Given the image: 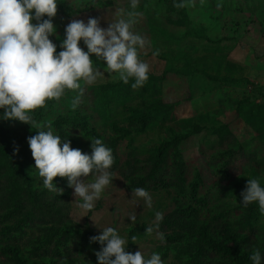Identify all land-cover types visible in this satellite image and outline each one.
Returning a JSON list of instances; mask_svg holds the SVG:
<instances>
[{
	"label": "rangeland",
	"instance_id": "obj_1",
	"mask_svg": "<svg viewBox=\"0 0 264 264\" xmlns=\"http://www.w3.org/2000/svg\"><path fill=\"white\" fill-rule=\"evenodd\" d=\"M85 1L95 7L93 12L75 17L57 13L53 18L56 35L51 40L58 46L64 38L66 25L72 19L87 21L89 17H96L100 19L101 27L106 28L108 22L130 10L129 0ZM179 2L139 0L135 11L140 15L134 25V31L149 41V46L140 51L139 59L149 64V75L163 78L158 81L159 91L152 98L162 99L165 104L172 105V119L160 120L148 126L146 132L137 133L128 127L132 118L128 106H119L104 119L91 109L90 101L85 106L89 113V109L95 112L91 114L90 123L103 136V143L112 149V143L118 142L113 148L116 149L111 169L114 180L95 202L93 209L85 211L78 207L73 189L67 187V178H54L53 183L62 189V193L50 192L42 186V178L35 169V163H32L34 159L27 143V138L36 134L37 127L31 128L14 121V127L21 134L26 147L27 163H30L22 166L29 175L27 180L30 186L40 198L37 196L38 201H31L28 197H21L20 202L25 207L23 214L31 212L33 215L22 231H18L20 225L16 229L17 221L14 220H5L0 231L6 228L16 230L21 234L17 236L18 240L26 236L21 243H27L24 250L28 253L30 264L35 261L37 264H49L55 255L54 242L35 254L30 253L37 236H43L53 225L59 229H78L80 232L88 226L94 235L100 234L98 228L111 226L117 228L129 243L126 251L134 253L140 248L145 255L157 252L164 264H179L175 245L166 240L160 223L159 228L152 233L145 232V229L154 225L157 211L162 212L163 217L170 214L176 208V199L180 200L185 194L178 196L177 191L170 186L155 187L148 184L145 189L151 193L153 205L147 208L143 201L138 204L129 201L133 189L124 178L125 173L133 172L135 176L137 169L140 170L138 175L146 176L149 171L145 173L146 167L152 162L151 154L164 142L185 137L178 144V149L187 164L190 182H193L196 170L203 173L208 186L202 188L200 196H205L207 189L211 191L210 200L213 204L208 209L233 208L240 201V193L245 189L247 178L256 177L252 172L238 177L244 172L247 162L243 158L231 160V180L221 176L224 164L231 157L225 153L236 152L240 144L256 155V160L252 162L255 167L252 169L255 168L257 177L264 183V0H184V11L174 6ZM190 30L199 31L200 36L187 35ZM80 46L87 51L83 41ZM156 49L159 55L153 56ZM90 59L103 75L93 85L81 82L80 89L66 90L51 111L48 112L47 107L35 109L31 115H40L36 120L40 130L51 127L58 135L52 126L58 117L72 116L74 110L79 108L81 112L87 111L82 109L83 92L120 81L116 74L109 73L103 61H97L95 56ZM143 88L146 89V84ZM77 98L78 104L73 107ZM152 98L147 90L145 95L137 96L135 103L144 105L146 99L151 101ZM67 127L66 136L79 143L71 147L91 154V139L82 135L81 130ZM120 135H123L122 139ZM169 154V161L161 175L171 181L174 161L172 152ZM5 166V159L0 156V171L6 178ZM2 187L5 189V184ZM40 189H43V193L39 192ZM5 195L8 196V193ZM15 199L18 200L17 194ZM15 205V202L5 197L0 208L10 212ZM130 213L136 214L135 222L127 219ZM261 225H264V214L261 216ZM159 233L164 234L163 239ZM100 248L97 243L78 244L73 241L69 252H62V259H57L55 264H97L95 252ZM0 264L12 263L0 254Z\"/></svg>",
	"mask_w": 264,
	"mask_h": 264
},
{
	"label": "clouds",
	"instance_id": "obj_2",
	"mask_svg": "<svg viewBox=\"0 0 264 264\" xmlns=\"http://www.w3.org/2000/svg\"><path fill=\"white\" fill-rule=\"evenodd\" d=\"M129 4L130 10L108 22L106 28L101 27L96 17H89L87 21L72 19L58 46L50 39L56 35L52 21L57 15V0H0V109H3L0 120L37 127L36 134L29 136L27 143L42 186L50 192L62 193L53 181L58 176L67 178L75 203L85 211L93 209L105 189L112 185V149L101 139L91 140V154L72 148L70 141L55 134L51 127L40 130L31 114L46 101L59 100L66 90L80 89L81 82L95 84L103 73L90 59L92 56L103 61L109 73L116 74L124 84L131 80L133 89L144 86L150 66L139 59V53L149 46V41L134 31L140 15L135 11L139 0H129ZM174 6L184 7V0ZM81 41L87 51L80 46ZM157 55L158 49L153 51V56ZM77 104L78 98L73 107ZM129 201L133 204L143 201L147 208L153 205L151 193L143 187L133 189ZM253 203L264 214V183L259 177L247 178L245 189L240 193L242 206ZM163 215L157 211L154 225L145 232L158 229ZM127 219L135 222L136 214L130 213ZM98 229L100 234L90 237V243L101 246L95 252L97 264H164L157 252L145 255L140 248L134 253L126 251L129 243L117 228ZM159 235L164 238L163 233ZM249 260L251 264H264V255L259 249H253Z\"/></svg>",
	"mask_w": 264,
	"mask_h": 264
},
{
	"label": "trees",
	"instance_id": "obj_3",
	"mask_svg": "<svg viewBox=\"0 0 264 264\" xmlns=\"http://www.w3.org/2000/svg\"><path fill=\"white\" fill-rule=\"evenodd\" d=\"M77 1L57 0V13L75 17L79 14L93 12V9H95V7L89 6L85 0L76 3ZM182 10L184 11V8ZM187 32V35L191 37L200 36V32L197 30ZM160 80H163V78L149 75V79L145 83L146 89L143 87L133 89L131 87L133 81L131 80L129 84L117 81L93 87L90 91L82 94L81 102L84 104L82 109L87 110L86 112H81V108L73 109L72 116H60L53 122L52 126L58 135L62 139L69 140L71 145L76 144L78 146L79 143L75 139L66 136L67 126L81 130L82 135L86 138L91 140L101 139L102 142H105L98 129L91 125V114L96 112L98 116L100 115L104 119L110 113H114L119 106L126 105L129 107V114L132 116L128 125L129 129L133 128L137 133L146 132L148 126L156 124L160 120L167 121L172 119L173 116L172 110L174 108L172 105L165 104L162 99L152 98L157 94L156 91H159L157 83ZM147 90H149L152 98L151 101L146 99L144 105L136 104L137 96L139 94L145 95ZM89 93H91L90 100ZM57 102V100H48L39 109L43 110L47 107L49 112L57 105ZM87 103L92 105H90L91 109L95 112L91 109H89L91 113L88 112L85 107ZM2 113L3 109H0V114ZM38 117L40 115H32L35 121ZM127 133L131 134L128 131ZM20 135L14 127V121L0 120V156L5 159L7 165L5 166L7 168L6 178L0 171V204L3 203L5 197L16 203L10 212H5L0 208V227L3 228L5 220H14L17 221L16 229L20 227L19 232L23 230L22 228L33 216L31 212L23 214L25 207L20 202L21 197H28L31 201H38L37 196L40 198L30 186L27 180L29 175L22 166V164L30 165V163H27L26 147ZM119 138L122 139L123 135H120ZM184 138L164 142L156 148L150 156L151 164L148 163L146 167L145 173L149 170L146 176L141 177V174L138 175L140 170L137 169L135 176H133V172L130 174L125 173L124 178L128 180L132 189L137 187L146 188L148 184H151L155 187L170 186L177 191L178 196L185 194L180 200L177 201L176 199V208L170 214L164 216L160 222V227L166 234V240L175 245L176 258L179 264H251L249 256L253 249H259L264 255V225H261L262 214L258 204L253 203L244 207L239 201L236 205L234 204L233 208L225 206V208L208 209L213 204L210 200L211 191L207 189L206 195L200 196L202 188L207 187L208 183L204 181L203 173L198 170H196L193 182L189 181L187 164L178 149V144ZM117 143V141L112 143V149L117 146ZM235 144H237V141ZM115 151L116 149H113L112 152L115 154ZM170 152L173 154L174 161L171 181L164 179L161 175L165 164L169 161ZM225 154L231 157L228 160L229 165L228 162L224 164L223 174H221L223 178L228 180L233 178L229 174L230 163L233 158H243L247 161L244 165V172L238 177L242 178L251 172L252 175L254 174L257 177L258 174L255 168L252 169V167H255L252 162L256 160V155L250 151L248 152L246 146L240 144L236 152ZM32 163L34 165L35 161ZM137 175L138 177H136ZM4 184L5 189L2 187ZM39 192L43 193V189H40ZM6 193H8V196L5 195ZM16 194L18 200L15 199ZM54 226L49 227L43 236L39 237L38 235L37 238L35 237L36 242L33 243L30 250L31 255L35 254L54 242L56 251L53 252L55 255L51 257L49 264H55L57 259H62V252H69L70 243L73 241L78 244H86L90 243V237L94 236L88 226H85L86 229L83 228V232L78 229H59ZM18 231L7 228L0 231V254L7 257L12 264H30L28 253L24 250L27 243L24 245L21 243V240L24 241L26 236L18 240L17 236H21ZM31 264H37V262ZM40 264L47 263L40 262Z\"/></svg>",
	"mask_w": 264,
	"mask_h": 264
}]
</instances>
